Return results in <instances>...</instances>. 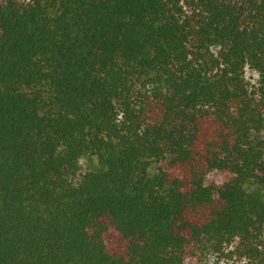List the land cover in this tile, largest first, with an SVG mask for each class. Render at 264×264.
<instances>
[{"label":"trees","instance_id":"16d2710c","mask_svg":"<svg viewBox=\"0 0 264 264\" xmlns=\"http://www.w3.org/2000/svg\"><path fill=\"white\" fill-rule=\"evenodd\" d=\"M0 264H264V0H0Z\"/></svg>","mask_w":264,"mask_h":264}]
</instances>
